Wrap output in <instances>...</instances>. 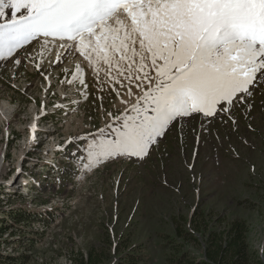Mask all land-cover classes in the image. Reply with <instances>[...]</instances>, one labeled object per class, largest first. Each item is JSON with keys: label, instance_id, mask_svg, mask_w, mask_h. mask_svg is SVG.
<instances>
[{"label": "rangeland", "instance_id": "rangeland-1", "mask_svg": "<svg viewBox=\"0 0 264 264\" xmlns=\"http://www.w3.org/2000/svg\"><path fill=\"white\" fill-rule=\"evenodd\" d=\"M46 39L54 42H30L7 62L0 61L5 63L0 72L9 77L0 83V105L10 101L13 110L10 118L0 117V264L22 255L27 258L23 264H73L91 248L99 252V264H122L129 253L141 264H165V243L175 226L193 233L195 213L225 218L219 230L245 222L251 262L264 264V80L227 113L178 118L143 158L118 156L94 164L88 155L98 151L91 148L93 142L115 139L121 124L115 117L127 115L143 95L148 87L144 72L152 70L141 69L130 51V59L123 60L108 51L109 63L94 52L85 59L67 50L56 62L57 42L67 41ZM72 59L81 63L69 65ZM50 83L55 85L51 99ZM72 84L87 98L74 103V96L62 97L60 89L70 95ZM23 90L41 95V104L70 105L54 116V140L42 134L41 148L28 155L37 165L19 172L26 188L9 194L11 182L19 180L12 181L18 159L30 146L25 139L33 134L25 132L33 120ZM196 235L198 243L185 239L184 244L202 260L205 233Z\"/></svg>", "mask_w": 264, "mask_h": 264}, {"label": "snow or ice", "instance_id": "snow-or-ice-1", "mask_svg": "<svg viewBox=\"0 0 264 264\" xmlns=\"http://www.w3.org/2000/svg\"><path fill=\"white\" fill-rule=\"evenodd\" d=\"M49 37L85 59L130 51L152 70L143 95L115 117V139L93 142L94 164L143 158L178 118L227 113L264 80V0H0V60Z\"/></svg>", "mask_w": 264, "mask_h": 264}, {"label": "trees", "instance_id": "trees-1", "mask_svg": "<svg viewBox=\"0 0 264 264\" xmlns=\"http://www.w3.org/2000/svg\"><path fill=\"white\" fill-rule=\"evenodd\" d=\"M199 214L195 213L194 218L191 219L193 233L190 230L191 234H189L178 226H175L173 237H169V240L165 243V264H252L247 243L249 229L245 222L234 221L228 224L229 229L219 230L222 229V220L225 218L217 217L218 215L210 213L204 216H200ZM25 218L27 220V216H24ZM196 232L205 233V237L203 238L205 241L203 245L204 257L202 260L198 259L199 257L196 254L191 253L187 245L184 244L185 239L187 242L198 243L199 237L196 235ZM98 253L95 248H91L88 255L82 253L78 255L74 263L99 264L101 259ZM5 259L7 260V264L27 263L25 262L27 258L23 255L19 257H6ZM141 263L137 258H133V254L131 253L127 254L122 262V264ZM259 264H263V262L260 261Z\"/></svg>", "mask_w": 264, "mask_h": 264}, {"label": "built area", "instance_id": "built-area-1", "mask_svg": "<svg viewBox=\"0 0 264 264\" xmlns=\"http://www.w3.org/2000/svg\"><path fill=\"white\" fill-rule=\"evenodd\" d=\"M7 78H9L6 74H3L0 72V83L3 82L5 79L7 81ZM19 89V88H18ZM69 91H70V95L65 93V89L64 88H61L60 89V92L62 90L63 93H65L67 95V97L69 98H72V96L75 97V99H73V101L76 100V95H74L75 91L74 89H72L71 87H68ZM22 92L25 93V95L27 96V99L29 100V105L32 106V112H31V115L33 114V109L36 108L37 112H38V109L39 107L41 106V95H37V96H34L31 92V90H29L28 92H26V90H23ZM40 92H41V88H40ZM79 99V98H77ZM7 103L10 104V101H7ZM43 104V103H42ZM45 105V104H43ZM66 105H70V104H66ZM40 116H37V118L35 117V121H33V124L32 122H27L25 124V132H28V130H32L34 127V125H37L38 126V129L36 131V141H34L32 144H28L29 142V138L28 139H25L26 142L25 144L26 145H30L28 146V151L22 155H20L19 159H18V162H17V166H15L17 168V172L15 175H12V178L14 176H16V179L18 178L19 180L18 181H22V184L24 187H26L27 184V181L25 180V177L18 174L19 171H24V170H27V169H30L31 167H33L34 165L36 166L37 164H34V165H31L32 163L28 161L27 158L29 154H34L37 152V149L40 147L41 148V114L39 113ZM30 120H33V117L31 116V119ZM46 129L47 131L49 132H52V133H55V135L58 133L57 131V128H56V122H46ZM51 130V131H50ZM15 133V132H14ZM13 131L10 132L9 134L11 135H14ZM14 137V136H13ZM55 137V136H54ZM51 141H53L54 139L53 138H50ZM13 140H16V138H14ZM13 142V141H12ZM35 162V161H34ZM12 172V170L10 171V173ZM20 188V187H19ZM10 194V193H9Z\"/></svg>", "mask_w": 264, "mask_h": 264}, {"label": "bare ground", "instance_id": "bare-ground-1", "mask_svg": "<svg viewBox=\"0 0 264 264\" xmlns=\"http://www.w3.org/2000/svg\"><path fill=\"white\" fill-rule=\"evenodd\" d=\"M59 45H58V58L59 59H62L63 57H65V54L67 53V49L66 48H64V47H61V43L59 42L58 43ZM59 47H61V49H59ZM63 48V49H62ZM70 56V55H69ZM72 61L73 62H71L70 61V64L69 65H71V63H74V64H76V63H81L80 61H78V59L77 60H73L72 59ZM69 67H71V66H69ZM70 85V84H69ZM61 92H62V90H61ZM65 94V93H64ZM76 98H77V96H76ZM32 109V108H31ZM13 112V110H12V107L10 106V104L9 103H7V101H3L2 102V104L0 105V117H2V116H5L7 119L8 118H10L11 117V113ZM39 112V111H38ZM37 113V110H36V108H34L33 109V114H32V116H33V121H35L36 119H35V117H36V114ZM33 121H32V124H33ZM32 131V130H31ZM51 131V130H50ZM41 134H43L44 136H48V138H53L54 136H55V133H52V132H49V131H47V129L46 128H42L41 129ZM28 138V137H27ZM50 140V139H49ZM43 142V141H42ZM27 146V145H26ZM1 161H3L2 160V157H0V179H1V175L3 174V171H2V168H3V163L1 162ZM32 165V164H31ZM16 174V173H15ZM14 174V175H15ZM15 177V176H14ZM13 177V178H14ZM13 178H12V181H13ZM19 184H21V185H23L22 184V182L20 183V181H18V183L17 184H12V182H11V187H10V189H11V191H13V192H10V190L9 191H7L8 193H14V194H17V189H18V185Z\"/></svg>", "mask_w": 264, "mask_h": 264}]
</instances>
